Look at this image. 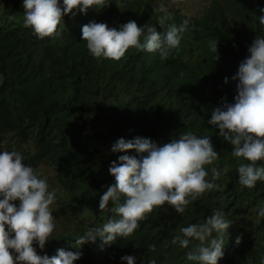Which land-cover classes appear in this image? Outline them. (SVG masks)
I'll use <instances>...</instances> for the list:
<instances>
[{"label":"trees","instance_id":"16d2710c","mask_svg":"<svg viewBox=\"0 0 264 264\" xmlns=\"http://www.w3.org/2000/svg\"><path fill=\"white\" fill-rule=\"evenodd\" d=\"M106 2L87 13L74 10V16L65 15L57 38L38 39L22 25L23 0H8L0 12V141L6 140L19 152L40 178L39 166L50 167L59 190L56 197H64L79 216L78 224L54 233L43 250L34 247L50 257L61 248L79 250L82 256L74 264H126L120 259L124 255L136 257L135 264L152 259L156 264H198L187 259L198 241L181 249L171 240L182 235L181 227L201 224L219 210L232 223L223 235L224 255L217 264H262L264 217L258 212L264 208V181L253 189L241 188L236 169L247 161L233 157L232 146L207 121L222 97L234 103L237 81L231 77L249 55L255 37L264 38L259 24L264 0H208L198 16L179 9L161 13L151 0ZM162 17H166L163 26L158 23ZM185 19L189 26L179 49L163 61L159 53L135 48L119 61L95 59L81 40V27L93 21L118 29L133 20L163 34ZM216 40L217 53H213L210 41ZM186 132L210 136L219 158L206 166L207 179L212 180L215 167L220 172L213 181L216 188L190 203L182 214L167 205L155 209L125 239L104 244L97 237L79 247L76 240L89 228L119 218L100 211L99 198L114 183L110 162L135 152L113 153L111 146L119 138L137 136L164 144Z\"/></svg>","mask_w":264,"mask_h":264},{"label":"clouds","instance_id":"9594fccd","mask_svg":"<svg viewBox=\"0 0 264 264\" xmlns=\"http://www.w3.org/2000/svg\"><path fill=\"white\" fill-rule=\"evenodd\" d=\"M106 0H23L22 25L30 28L38 39L57 38L59 25L65 15L74 16V10L87 13L90 8L105 6ZM264 13V7L260 8ZM166 17L159 19L163 26ZM264 30V15L259 16ZM185 19L180 26L172 25L163 34L146 23L139 26L130 20L119 28H110L105 22H90L81 27V40L86 41L89 54L95 59L119 61L130 48L159 53L166 60L181 44L182 34L188 30ZM210 48L217 53V40L210 41ZM249 55L240 61L237 72L231 77L237 81L234 103L222 97V103L211 112L208 124L219 129V136L232 146V156L242 158L236 172L241 188L253 189L264 181V38L256 36L247 49ZM218 58V57H216ZM229 77L224 78V83ZM27 123V121H25ZM135 155H119L110 162L109 173L114 183L107 185L99 198V210L110 211L118 219H108L102 227L89 228L76 240L80 247L94 242L97 237L104 244L115 242L118 237L131 236L140 222L157 208L165 205L182 214L187 206L206 192L216 188L220 172L212 168V180L207 177L206 166L213 165L219 154L209 135L198 137L192 132L178 139L158 144L150 138H119L110 151ZM17 151H0V264H74L82 252L57 249L56 255H41L34 244L43 250L55 230V217L51 206L56 201V190L49 191L46 178L23 163ZM18 201V203H16ZM112 205L109 208V205ZM264 217V208L258 212ZM232 222L216 210L201 224L180 228L182 235L174 236L173 245L188 248L192 240L199 245L187 254V259L198 264H217L224 255L223 235ZM215 233V236H213ZM241 237L237 236L238 245ZM78 247V249H79ZM153 251L155 246H150ZM126 264H135L136 257H120ZM148 264H156L149 260ZM264 264V261H262Z\"/></svg>","mask_w":264,"mask_h":264},{"label":"rangeland","instance_id":"374dc122","mask_svg":"<svg viewBox=\"0 0 264 264\" xmlns=\"http://www.w3.org/2000/svg\"><path fill=\"white\" fill-rule=\"evenodd\" d=\"M151 1L155 4L157 10L161 13H168L173 9H179L182 13L189 16H198L199 14H201L203 9L208 4V0H151ZM7 2L8 0H0V12L2 11L3 7ZM0 81H1V77H0ZM4 149H7L9 151H14L6 144V140H2L0 141V151H3ZM39 169L42 175L41 178H46L47 180V183L49 185V191L55 189L56 193H58L59 190L57 189L53 170L44 164H41L39 166ZM16 203H18V201ZM51 208L53 210L52 215L55 217L54 220L55 230L53 234L59 232L65 226L70 225L73 227L75 224L79 223V216H75V214H73L72 212L73 207L70 208L65 202L64 197H62L61 195H58L56 197V201L51 206ZM80 218L81 220H83L82 215H80ZM84 222L86 221L84 220Z\"/></svg>","mask_w":264,"mask_h":264}]
</instances>
